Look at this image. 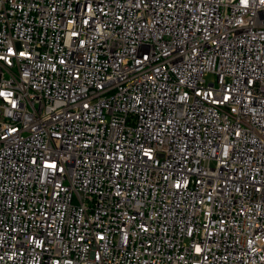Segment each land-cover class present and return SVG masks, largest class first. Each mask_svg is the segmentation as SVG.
<instances>
[{
  "label": "built area",
  "instance_id": "1",
  "mask_svg": "<svg viewBox=\"0 0 264 264\" xmlns=\"http://www.w3.org/2000/svg\"><path fill=\"white\" fill-rule=\"evenodd\" d=\"M0 264H264V0H0Z\"/></svg>",
  "mask_w": 264,
  "mask_h": 264
},
{
  "label": "rangeland",
  "instance_id": "2",
  "mask_svg": "<svg viewBox=\"0 0 264 264\" xmlns=\"http://www.w3.org/2000/svg\"><path fill=\"white\" fill-rule=\"evenodd\" d=\"M213 78H214L213 75H209V76L207 77L208 80H212Z\"/></svg>",
  "mask_w": 264,
  "mask_h": 264
}]
</instances>
